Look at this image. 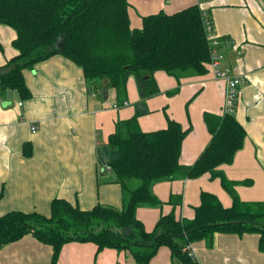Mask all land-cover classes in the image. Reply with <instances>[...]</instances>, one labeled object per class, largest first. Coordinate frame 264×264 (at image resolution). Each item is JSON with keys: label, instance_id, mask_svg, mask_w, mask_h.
<instances>
[{"label": "crops", "instance_id": "1", "mask_svg": "<svg viewBox=\"0 0 264 264\" xmlns=\"http://www.w3.org/2000/svg\"><path fill=\"white\" fill-rule=\"evenodd\" d=\"M194 4L210 14L216 34L233 41L224 50V65L238 66L242 74L233 113L247 136L234 161L220 168L230 180L251 182L236 185L241 199L264 200V0H130V24L141 28L144 16ZM16 36L13 27L0 23V67L18 54L13 46ZM24 77L29 98L21 99L17 91H10L5 103L0 97V215L12 210L49 214L54 198L78 203L83 209L98 203L122 208V188L109 168L117 152L108 145V138L118 120L140 109L138 120L144 131L165 128L168 116L185 128L192 126L180 158L189 165L212 138L205 112L224 113L226 83L210 68L204 75L182 78L174 94L170 91L179 85L177 78L156 71L160 93L144 103L136 77L130 76L126 104L117 100L115 88L92 87L82 68L60 54L26 69ZM34 125L38 127L35 132ZM28 142L32 144L30 156L23 150ZM210 179L205 173L196 179L178 176L155 183L153 192L162 204L139 207L138 218L149 231L161 215L171 212L177 218H193L203 190L214 192L230 206L232 198L220 179L215 178L213 184ZM193 247L200 264H264L257 233L216 234L212 246L202 240ZM52 253L51 245L27 234L0 249V264H49ZM176 259L182 262L163 246L150 264H177ZM57 264L137 263L130 251H98L93 242L72 241L63 246Z\"/></svg>", "mask_w": 264, "mask_h": 264}, {"label": "trees", "instance_id": "2", "mask_svg": "<svg viewBox=\"0 0 264 264\" xmlns=\"http://www.w3.org/2000/svg\"><path fill=\"white\" fill-rule=\"evenodd\" d=\"M129 6L130 0H0V23L16 30L13 46L18 51L0 67L4 103L10 91H17L21 99L29 98L24 71L55 54L80 66L92 87L115 88L122 104L128 98L130 76L136 77L144 103L160 93L155 78L158 70L177 78L179 85L172 94L179 91L182 78L208 73L210 43L199 4L144 16L141 28L131 26ZM140 113L138 109L134 116L118 120L108 138V145L117 152L109 167L122 188V208L98 203L83 209L78 203L54 198L49 214L6 212L0 215V249L32 234L52 246L49 264H57L63 246L72 241L93 242L98 251H130L137 264H150L166 246L184 264H200L184 249L187 244L204 240L212 246L216 234L248 233L259 234L260 249H264V200L241 199L236 185L251 182L230 180L220 168L234 161L247 136L234 113L205 112L212 138L189 165L180 158L192 126L185 128L168 116L165 128L144 131ZM23 150L30 156L32 144L26 143ZM205 173L220 179L232 198L230 206L214 192L203 190L193 218H177L171 212L161 215L152 231L146 229L137 210L162 204L153 192L155 183L178 176L196 179ZM134 179L138 185H132Z\"/></svg>", "mask_w": 264, "mask_h": 264}, {"label": "built area", "instance_id": "3", "mask_svg": "<svg viewBox=\"0 0 264 264\" xmlns=\"http://www.w3.org/2000/svg\"><path fill=\"white\" fill-rule=\"evenodd\" d=\"M204 17L207 37L210 43L209 68L216 78H220L225 81L226 89L224 113H233L239 97V86L242 82V74L240 73L238 66L224 65V50L227 47L232 46L233 41L230 38L221 37L215 33L213 19L205 10ZM19 104L21 105L22 102ZM124 104H126V102ZM115 106H117V104ZM37 129L38 127L34 125L33 132L37 131ZM184 249L189 253V255L195 258L193 243L187 244Z\"/></svg>", "mask_w": 264, "mask_h": 264}, {"label": "rangeland", "instance_id": "4", "mask_svg": "<svg viewBox=\"0 0 264 264\" xmlns=\"http://www.w3.org/2000/svg\"><path fill=\"white\" fill-rule=\"evenodd\" d=\"M210 184H213L214 182H216L215 181V179H210ZM218 183H219V181H217ZM139 184V180L138 179H134L133 181H132V185L133 186H135V185H138ZM176 263L177 264H183L182 262H180V261H178V259H176Z\"/></svg>", "mask_w": 264, "mask_h": 264}]
</instances>
